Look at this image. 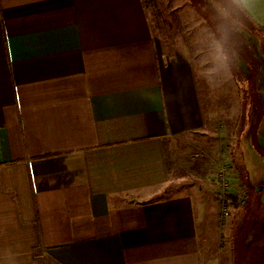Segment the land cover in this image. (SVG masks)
<instances>
[{
    "label": "crops",
    "instance_id": "0c3cea01",
    "mask_svg": "<svg viewBox=\"0 0 264 264\" xmlns=\"http://www.w3.org/2000/svg\"><path fill=\"white\" fill-rule=\"evenodd\" d=\"M197 71L145 0H0V264H205L195 203L162 194L206 126Z\"/></svg>",
    "mask_w": 264,
    "mask_h": 264
},
{
    "label": "rangeland",
    "instance_id": "374dc122",
    "mask_svg": "<svg viewBox=\"0 0 264 264\" xmlns=\"http://www.w3.org/2000/svg\"><path fill=\"white\" fill-rule=\"evenodd\" d=\"M145 4L156 36L195 57L206 116L203 130L168 146L162 194L195 203L205 264H253L264 248V35L235 0ZM221 39L226 63L215 50Z\"/></svg>",
    "mask_w": 264,
    "mask_h": 264
},
{
    "label": "clouds",
    "instance_id": "9594fccd",
    "mask_svg": "<svg viewBox=\"0 0 264 264\" xmlns=\"http://www.w3.org/2000/svg\"><path fill=\"white\" fill-rule=\"evenodd\" d=\"M235 2L237 4H240V5H248L250 0H235ZM215 50H216V54H217V59L226 63L228 60V56H227V52L225 50L224 44L222 42V39L217 40L215 42Z\"/></svg>",
    "mask_w": 264,
    "mask_h": 264
},
{
    "label": "trees",
    "instance_id": "16d2710c",
    "mask_svg": "<svg viewBox=\"0 0 264 264\" xmlns=\"http://www.w3.org/2000/svg\"><path fill=\"white\" fill-rule=\"evenodd\" d=\"M245 14V13H244ZM246 15V14H245ZM247 16V15H246ZM248 18V17H247ZM249 19V18H248ZM261 30V29H260ZM261 32L263 33V35H264V32L261 30ZM235 204V203H234ZM236 206H237V204H236ZM262 237V236H261ZM260 237V238H261ZM259 238V239H260ZM258 241H260V240H258ZM260 243V242H259ZM262 251V252H261ZM260 251V253L262 254H259V256L257 257V259L256 260H254V262H253V264H264V257H263V253H264V248L262 249Z\"/></svg>",
    "mask_w": 264,
    "mask_h": 264
},
{
    "label": "water",
    "instance_id": "95a60500",
    "mask_svg": "<svg viewBox=\"0 0 264 264\" xmlns=\"http://www.w3.org/2000/svg\"><path fill=\"white\" fill-rule=\"evenodd\" d=\"M262 190H263V187H261V186L256 188V191H257V192H260V191H262Z\"/></svg>",
    "mask_w": 264,
    "mask_h": 264
}]
</instances>
